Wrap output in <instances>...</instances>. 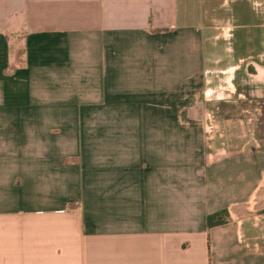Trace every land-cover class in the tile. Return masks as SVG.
<instances>
[{
	"label": "crops",
	"instance_id": "crops-1",
	"mask_svg": "<svg viewBox=\"0 0 264 264\" xmlns=\"http://www.w3.org/2000/svg\"><path fill=\"white\" fill-rule=\"evenodd\" d=\"M218 17L0 0V264H264V60L202 114Z\"/></svg>",
	"mask_w": 264,
	"mask_h": 264
},
{
	"label": "rangeland",
	"instance_id": "rangeland-1",
	"mask_svg": "<svg viewBox=\"0 0 264 264\" xmlns=\"http://www.w3.org/2000/svg\"><path fill=\"white\" fill-rule=\"evenodd\" d=\"M191 1L193 13L197 9L211 10L220 16L213 21V28L205 43L203 81L207 90L203 87L196 96L204 101L201 113L213 120V116L222 114V108L218 109L216 101L231 98L226 95L230 94L228 89L234 87L232 73L239 61L243 60L242 57L254 51L259 60H264V0ZM248 39L251 43L246 46ZM195 52L197 49L194 46L192 53ZM222 88L226 90L217 91ZM230 106L224 109L225 112L228 115L237 113L235 110L238 108Z\"/></svg>",
	"mask_w": 264,
	"mask_h": 264
},
{
	"label": "trees",
	"instance_id": "trees-1",
	"mask_svg": "<svg viewBox=\"0 0 264 264\" xmlns=\"http://www.w3.org/2000/svg\"><path fill=\"white\" fill-rule=\"evenodd\" d=\"M264 214V208L262 209ZM227 222V212L225 210L217 212L215 214L208 215L206 217L207 228L224 225Z\"/></svg>",
	"mask_w": 264,
	"mask_h": 264
},
{
	"label": "flooded vegetation",
	"instance_id": "flooded-vegetation-1",
	"mask_svg": "<svg viewBox=\"0 0 264 264\" xmlns=\"http://www.w3.org/2000/svg\"><path fill=\"white\" fill-rule=\"evenodd\" d=\"M237 86H239V85L237 84ZM237 92H239V90H237ZM241 92H243V93L245 94V96L248 95V93H249L248 90H245V91L242 90ZM251 92H252V93H255V92H258V91L252 89V90L250 91V93H251ZM260 95H264V92H262ZM226 96L230 97V95H228V94H227Z\"/></svg>",
	"mask_w": 264,
	"mask_h": 264
}]
</instances>
